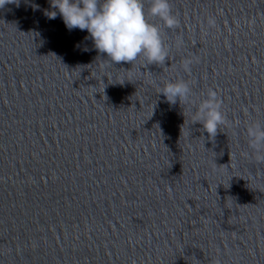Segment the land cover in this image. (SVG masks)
Instances as JSON below:
<instances>
[{"label": "water", "instance_id": "water-1", "mask_svg": "<svg viewBox=\"0 0 264 264\" xmlns=\"http://www.w3.org/2000/svg\"><path fill=\"white\" fill-rule=\"evenodd\" d=\"M170 4L184 46L147 67L108 66L50 0L0 8V264H264V164L243 156L264 121V0ZM176 79L240 126L208 138L157 93Z\"/></svg>", "mask_w": 264, "mask_h": 264}, {"label": "clouds", "instance_id": "clouds-1", "mask_svg": "<svg viewBox=\"0 0 264 264\" xmlns=\"http://www.w3.org/2000/svg\"><path fill=\"white\" fill-rule=\"evenodd\" d=\"M18 3V0H0V8L6 4ZM50 7L55 11L46 13L49 19H55L57 12L72 31L86 30L94 49L105 54L107 65L120 62L133 66L143 60V67L155 64L164 65L173 47L184 46L182 35H177L173 43H168L165 31H175L180 27V19L173 12L170 0H50ZM217 25L216 18L209 16L207 29ZM88 50V49H85ZM196 62L193 57L183 59L181 68L190 74ZM125 80H122V84ZM156 84L155 81H153ZM157 93L162 94L170 105L179 101L180 105L192 108L191 123L201 124L202 131L208 138L214 139L221 126L237 128L241 121H230L224 111V101L214 88H208L199 98H194L192 83L184 79L168 80L156 84ZM155 107V104L152 107ZM243 111L247 113L248 109ZM188 134H190L189 129ZM248 151L244 158L264 164V121L250 120L245 125Z\"/></svg>", "mask_w": 264, "mask_h": 264}]
</instances>
